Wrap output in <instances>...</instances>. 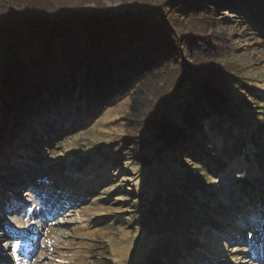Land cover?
<instances>
[{"label":"trees","instance_id":"1","mask_svg":"<svg viewBox=\"0 0 264 264\" xmlns=\"http://www.w3.org/2000/svg\"><path fill=\"white\" fill-rule=\"evenodd\" d=\"M191 2H195L202 10L209 6V9L211 7L216 12L223 8L232 11L231 13L244 19L251 31L264 43V0H191ZM80 4L82 3L72 4L66 0H58L51 5L46 0H38V3H35L40 13H44L45 16L51 15L56 18L60 16L61 21L65 23L64 26L59 23L34 24L32 21L34 13L18 19L13 16L11 22L0 24L2 40L4 38L6 40L12 32L17 35L9 39L19 43L31 36L35 39L31 43L33 55L27 56L22 67L8 69L14 53L11 50L16 49L15 45H11L4 52V56L10 52L9 59L0 62V181L4 178L6 181L14 179L28 181L32 174L36 175L37 171L45 167L44 151H47L48 146L53 147L54 144L50 145L54 140L60 142L65 138L69 139L71 133L90 123L109 103L120 94L129 92V86L136 87L144 77L155 73V80L158 79L154 70L168 62L173 63L180 55V51L187 47L186 42H180L179 39L185 32L178 33L174 30L170 39L166 37L154 39L155 43L163 42L171 49V52L167 51V57V52L163 55L158 54V48L152 38H146L142 49L138 44L139 39L136 38L133 42L123 40L119 48L115 49L103 50L99 45L95 50L88 47L83 61L80 62L58 60L53 63L50 59L44 60L43 55L46 51L51 50L58 55L62 48L61 35L57 34L52 36L53 41L47 48L45 40L48 31L72 28L87 30L110 25L122 27L136 23L126 19L120 24H114L116 18L111 12H99L86 18L82 14L84 8L80 7L79 10L74 8ZM196 4L189 3L192 9ZM160 11L159 14L163 13ZM186 17H192L191 13ZM179 28L181 27H178V30ZM36 44L39 45L38 50ZM197 50L200 48L196 45L191 51L194 53L191 57L194 61L198 60V63L192 64L191 67H182L185 62L178 61L181 68L178 71L177 88L170 93L169 98L158 107V110L150 113L152 122L149 121L151 125L149 134L142 142L137 141L139 137L131 140V147L127 148V151H131V155L135 156L143 154L144 149L149 147L153 151L177 156L180 163L184 160L192 163L187 166L181 163L184 175L179 178V174L171 170L173 168L170 164L165 161L159 162L160 168L153 171L161 169L166 177L170 176L165 188L159 189L162 197L154 194L150 198L151 194L146 191L148 198L145 202L141 203L140 197L136 199L138 201L136 205L139 206L136 225L142 234H147L153 239L148 245L140 238L136 239V250L140 256L135 259L148 258L151 260L150 264H182V261L188 258L191 247L194 248L195 254L201 255L199 258L203 262L210 261L208 259L212 256L205 254V247L200 238L204 231L226 235L230 232L231 225L237 222V217L241 219L244 213L251 214L256 219V222L252 221L253 225H258L259 221L264 222L261 218V213H264V189L257 185L264 171V120H259L260 116L264 117V93L250 80L249 84L237 83L236 77L232 76L230 71L224 80L214 76L213 71L209 73L212 66L201 64V56ZM211 50L208 51L211 52L210 57L218 56V50L215 48ZM23 56L24 53L17 54L14 60H19L21 64ZM51 63L53 68L49 69L47 64ZM63 64L68 65L67 68L56 69L57 65ZM243 80L247 79L244 77ZM240 91L243 96L237 97L235 93ZM132 101L134 102L132 107L137 109L138 102L135 98L133 100V97ZM250 105L254 108L250 109ZM17 141L28 144L33 149L31 155L21 154L23 158L28 159V170H21L15 163ZM58 145L60 144L56 143V146ZM122 155L120 151L112 150L111 147L105 151L86 148L73 156L71 165H77V170L84 167L91 170L101 166L108 170L115 162H120ZM143 160L146 163L150 162L146 154L140 158V161ZM149 164L151 165V162ZM234 166L251 170L253 179L250 181L246 176L235 178L231 190L237 191L244 202L241 204L235 198L231 199L232 209L219 204L225 211L229 210L226 212L230 216H237L234 219L226 214L225 222L210 213L211 204L218 199L212 188L216 181ZM67 169L68 167L63 170L64 174ZM60 177L62 181L65 180V175L61 174ZM68 179L72 180L70 177ZM253 180L258 183L255 184ZM55 181L57 179H53V182ZM29 184L30 188H38L33 181ZM7 189L6 194H3L4 198L0 199V209L12 203L10 194L17 190L13 187ZM0 191H3L2 188ZM159 192L157 189V193ZM133 195L132 192L129 197L133 198ZM233 209L235 214L231 213ZM236 226L238 229H244L246 222H237ZM142 242L145 248L141 253V247H144ZM146 263L147 261L144 264ZM187 263L193 264V261Z\"/></svg>","mask_w":264,"mask_h":264},{"label":"rangeland","instance_id":"2","mask_svg":"<svg viewBox=\"0 0 264 264\" xmlns=\"http://www.w3.org/2000/svg\"><path fill=\"white\" fill-rule=\"evenodd\" d=\"M46 1L51 5L58 0ZM66 1L72 4L82 3L80 6L75 5L74 8L77 10L80 7L84 8L82 14L86 18L99 12H111L116 18L114 24H120L126 19L136 23L122 27L110 25L111 27L87 30L70 27L72 28L70 30L48 31L45 40L47 48L55 34L61 35L62 48L58 55L57 52L46 51L43 55L46 61L50 59L53 63L58 60L80 62L83 61L88 47L95 50L99 45L103 50L115 49L119 48L123 40L133 42L136 38L139 39L138 44L142 49L146 38H152L154 43L156 38L170 39L174 30L178 33L185 32L179 39L180 42L185 41L187 47L184 50L180 49L182 52L180 51V55L173 63L168 62L154 70L158 79L155 80V73V76L144 77L136 87L129 86V92L120 94L109 103L90 123L71 133L69 139L65 138L60 142L54 140L50 145L54 144L53 147L48 146L47 151H44L45 167L37 171L36 175L32 174L28 181L19 179L6 181L5 178L0 181V189L3 190L0 191V199L4 198L3 194H6L8 187L17 189L14 194H10L12 203L0 209V264H144L146 261V264H150L151 260L148 258L135 259L140 256L136 250V239L140 238L147 245L153 239L147 234H142L136 225L135 221H138L139 216L136 199L140 197L141 203L145 202L148 198L146 191L151 194L150 198L154 194L162 197L159 189L165 188L170 176L166 177L161 169L153 171L160 168L159 162L165 161L170 164L173 168L171 170L178 173L179 178L184 175L182 164L187 166L192 163L184 160L181 164L177 156L153 151L149 147L139 156L131 155V151H127L128 146L131 147V140L139 137L137 141L142 142L149 134L151 129L149 121L152 118L150 113L158 110V107L169 98L170 93L177 88L178 71L181 68L178 61L185 62L182 67H191L198 61L191 57V54H194L191 51L196 45L200 48L197 52L200 53L201 64L212 66L209 73L213 71L214 76L224 80L230 71V74L236 77L237 83L249 84L250 80L264 93V43L239 15H234L232 11L225 10L226 8L216 12L208 6L202 10L191 0ZM35 3H38V0H0V24L11 22L13 16L18 19L34 13L32 17L34 24L59 23L64 26L65 23L61 21L60 16L57 18L45 16L44 13H40ZM189 3L196 4L194 7L197 9L194 7L192 9ZM160 10L163 13L159 14ZM190 13L192 17H186ZM71 24L73 23H69ZM166 27L168 31L165 32ZM178 27L181 28L178 30ZM16 35L12 32L6 40L0 39V62L9 59L10 52L4 56L7 48L11 45L16 46V49L11 50L15 54L11 56L13 59L9 61L8 69L21 66L27 56L33 55L31 43L35 41L34 37H28L21 43L9 39ZM155 45L160 55L167 51L171 52L163 42ZM212 48L218 50V56L210 57L211 52L208 51ZM38 49L39 45L36 50ZM20 53H24L21 64L19 60H14ZM53 63L47 64L49 69L53 68ZM67 66L57 65L56 69ZM159 70L162 72L158 73ZM244 77L247 80H243ZM235 95L242 97L243 93L240 91ZM132 97L138 102L137 109L132 107L134 103ZM141 107L143 108L140 111ZM249 108L254 107L250 105ZM259 120H264V117L260 116ZM56 143L60 145L56 146ZM110 147L123 155L120 162H115L108 170L104 166L91 170L86 167L77 170V165H71L73 156L79 151L82 152L86 148L105 151ZM15 148L17 151L15 163L21 170H28V159L23 158L21 154L31 155L33 149L20 141L16 142ZM10 154L13 155L11 152ZM145 154L151 165L150 162L140 161ZM64 167H68L65 174ZM231 168L212 188L218 199L211 204L210 213L225 222L226 214L229 218L237 217H232L226 212L232 209L231 199L235 198L241 204L244 202L237 191L231 190L235 178L246 176L250 181L253 179L251 170L240 169L238 166ZM61 174L65 175L64 181L60 179ZM69 177L72 180L69 181ZM53 179L57 181L53 182ZM30 181L38 183L39 188H30ZM253 182L258 183L255 180ZM257 185L264 189V171ZM132 192L133 198L129 197ZM154 199L157 200L155 196ZM219 204L228 209L225 211ZM231 213L235 214V209ZM261 218L264 219L263 212ZM236 221H245L244 229H237L235 222L226 235L210 234L205 231L201 235L205 254L212 256L208 259L210 261L203 262L199 258L201 255L195 254L194 248L191 247L187 255L189 259H184L182 264H189L187 262H191L190 259H194L197 264H264V222L253 225L252 221L256 222V219L245 213L241 215V219L237 217ZM142 245L144 246V242ZM144 248L145 246L141 247V253ZM205 254L203 256L208 257Z\"/></svg>","mask_w":264,"mask_h":264},{"label":"water","instance_id":"3","mask_svg":"<svg viewBox=\"0 0 264 264\" xmlns=\"http://www.w3.org/2000/svg\"><path fill=\"white\" fill-rule=\"evenodd\" d=\"M130 17V16H129Z\"/></svg>","mask_w":264,"mask_h":264}]
</instances>
